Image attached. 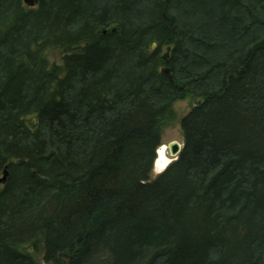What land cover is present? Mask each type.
I'll list each match as a JSON object with an SVG mask.
<instances>
[{
    "label": "trees",
    "instance_id": "16d2710c",
    "mask_svg": "<svg viewBox=\"0 0 264 264\" xmlns=\"http://www.w3.org/2000/svg\"><path fill=\"white\" fill-rule=\"evenodd\" d=\"M5 169L0 264H264V0H0Z\"/></svg>",
    "mask_w": 264,
    "mask_h": 264
},
{
    "label": "rangeland",
    "instance_id": "374dc122",
    "mask_svg": "<svg viewBox=\"0 0 264 264\" xmlns=\"http://www.w3.org/2000/svg\"><path fill=\"white\" fill-rule=\"evenodd\" d=\"M45 55L46 57H48L50 62L61 63V50L60 49L50 48L45 51ZM195 101L196 100L190 95H187L183 99H178L174 101L172 104L173 117L170 120H166L162 124L161 145H165V153L170 159L167 164H169L172 160L175 159L169 152L168 143L171 141H177L180 145H182L183 135H182L181 127H180V119L190 110V108H192ZM161 171L162 170L157 169L156 166H153L152 171L150 173V177L151 178L155 177ZM33 252L39 264H47L42 260L41 250H34Z\"/></svg>",
    "mask_w": 264,
    "mask_h": 264
},
{
    "label": "water",
    "instance_id": "95a60500",
    "mask_svg": "<svg viewBox=\"0 0 264 264\" xmlns=\"http://www.w3.org/2000/svg\"><path fill=\"white\" fill-rule=\"evenodd\" d=\"M23 1L25 4H27L29 6H33L37 2V0H23ZM152 46H154V44H152ZM181 148H182V145H180L177 141H171L168 143L169 152L175 159L177 158ZM158 149L156 150V158H155L154 163H153V166H156V167H157L156 160H157V157L159 155ZM167 165L168 164L166 163L163 167H157V169L163 170V168H165ZM7 175H8V172L5 169L2 172V174L0 175V185L5 182Z\"/></svg>",
    "mask_w": 264,
    "mask_h": 264
},
{
    "label": "bare ground",
    "instance_id": "6f19581e",
    "mask_svg": "<svg viewBox=\"0 0 264 264\" xmlns=\"http://www.w3.org/2000/svg\"><path fill=\"white\" fill-rule=\"evenodd\" d=\"M158 153L159 155L156 160V165L157 167H163L170 160L169 157L165 153V145L159 146Z\"/></svg>",
    "mask_w": 264,
    "mask_h": 264
}]
</instances>
